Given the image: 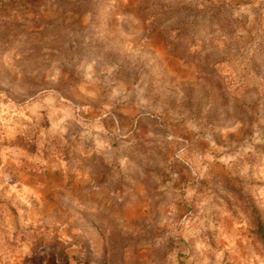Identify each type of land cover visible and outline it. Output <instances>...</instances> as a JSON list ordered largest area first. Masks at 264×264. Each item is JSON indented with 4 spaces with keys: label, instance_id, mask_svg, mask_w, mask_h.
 Masks as SVG:
<instances>
[{
    "label": "rangeland",
    "instance_id": "1",
    "mask_svg": "<svg viewBox=\"0 0 264 264\" xmlns=\"http://www.w3.org/2000/svg\"><path fill=\"white\" fill-rule=\"evenodd\" d=\"M264 0H0V264H264Z\"/></svg>",
    "mask_w": 264,
    "mask_h": 264
},
{
    "label": "trees",
    "instance_id": "2",
    "mask_svg": "<svg viewBox=\"0 0 264 264\" xmlns=\"http://www.w3.org/2000/svg\"><path fill=\"white\" fill-rule=\"evenodd\" d=\"M252 214L255 220V234L256 237L259 239L263 249H264V223L261 220L260 214L255 210L252 209Z\"/></svg>",
    "mask_w": 264,
    "mask_h": 264
}]
</instances>
